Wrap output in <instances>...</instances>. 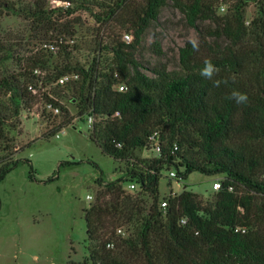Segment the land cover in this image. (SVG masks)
<instances>
[{
  "label": "trees",
  "instance_id": "obj_1",
  "mask_svg": "<svg viewBox=\"0 0 264 264\" xmlns=\"http://www.w3.org/2000/svg\"><path fill=\"white\" fill-rule=\"evenodd\" d=\"M52 1L71 7L51 9ZM99 1L0 0V14L15 10V2L19 3L20 16L41 41L73 36L79 17L71 16L78 10L90 13L103 27L113 21L128 25L133 35L130 44L112 40L107 49L113 53L115 69L108 72L99 70L95 58L84 67L71 65L66 57L62 66L49 70L53 54L40 51L25 57L17 73L0 79V182L19 162L29 164L33 172L29 160L11 158L10 136L19 124L20 111L37 102L27 89L34 80L31 69L46 70V85L74 72L79 75L72 83V98L78 103L76 118L93 115L89 138L102 154L124 161L136 150L152 151L155 143L160 147L159 155L141 166L132 163L125 178L105 184L83 211L90 264H264V204L253 198L264 195V0ZM248 1L256 3L258 13L245 27ZM168 2L183 13L190 27L198 29V22L215 23L217 34L210 37L226 40V47L210 59L217 69L212 79L201 75L204 64L198 67L196 48L190 42L179 49L182 75L172 76L165 66L151 69L154 77L141 71L135 51ZM224 2L232 4L229 14L216 17L217 5ZM95 8L101 11L94 12ZM154 45L160 56L158 41ZM67 49L65 45L55 55L67 56ZM117 84H125L127 90L115 91ZM233 91L246 95V101L237 103L231 98ZM60 107L64 120L47 137L56 136L75 118ZM171 169L178 180H186L193 172L222 175L212 207H203L197 195L183 191L168 197L166 209L157 208L161 172ZM123 183H134L137 195L152 198L145 215L138 196L127 195ZM239 189L245 194L239 195ZM135 216L141 221L140 249L133 251L130 260L125 256L132 251L130 241L125 240L117 254L115 243L113 249L106 244ZM182 219L185 224L180 223Z\"/></svg>",
  "mask_w": 264,
  "mask_h": 264
},
{
  "label": "rangeland",
  "instance_id": "obj_2",
  "mask_svg": "<svg viewBox=\"0 0 264 264\" xmlns=\"http://www.w3.org/2000/svg\"><path fill=\"white\" fill-rule=\"evenodd\" d=\"M230 5V2L218 4L216 17L223 18L229 14ZM20 7L15 2V10H2L0 14V79L17 73L25 57L40 53L37 49L41 40L30 32L28 23L19 14ZM93 11L101 10L95 8ZM257 13L256 3L248 1L245 27L257 17ZM71 17H79V20L73 25L74 35L64 39H72L73 44H68L67 56L51 55L48 69L62 66L66 57L71 65L84 67H89L95 58L100 71L114 70L113 55L107 48L112 47L113 39L121 41L123 33L133 36L128 25L119 26L113 21L103 27L95 23L94 17L85 10H78ZM197 28L190 27L183 13L168 2L160 9L157 20L146 30L135 51L141 71L154 77L151 69L165 66L172 76L182 75L184 70L179 61V49L187 42L196 48L198 67L226 47L225 39L210 37V34H217L215 23L198 22ZM155 41L159 43L160 56L156 53ZM99 44L101 52H98ZM46 89L67 110L68 116L75 118L57 133L58 137H47L48 132L61 125L65 117L63 112L57 116L46 115L41 112V103L20 111L19 124L10 131L13 139L11 158L29 160L33 172L29 164L19 162L0 182V264H90L87 260L90 244L83 211L94 203L105 184L125 178L132 163L141 166L157 156L150 150H136L131 158L124 161L105 156L89 138L91 131L86 117L76 118L78 103L72 98V84L57 87L49 83ZM169 172L174 170L161 172L157 208L162 200L167 201L168 197L183 191L197 195L203 207H212L216 194L211 189L212 181L216 178L222 181V175L206 176L193 172L186 180H178L170 178ZM121 187L132 199L138 196L139 206L144 209L142 215H145L152 198L148 194L137 195L138 188L130 189L128 183ZM240 194H245L244 189H239ZM87 196H91V200H87ZM253 198L259 205L264 204V195H254ZM140 222L135 216L119 227L120 232L115 231L112 240L116 254L125 240L132 245V251L125 254L127 258L131 260L135 255L133 251H139Z\"/></svg>",
  "mask_w": 264,
  "mask_h": 264
},
{
  "label": "built area",
  "instance_id": "obj_3",
  "mask_svg": "<svg viewBox=\"0 0 264 264\" xmlns=\"http://www.w3.org/2000/svg\"><path fill=\"white\" fill-rule=\"evenodd\" d=\"M51 9L54 8H69L71 5L69 3H61V2H56L52 1V4L49 5ZM133 40V36H131L128 33H123L121 41L124 44H130ZM68 44H73V40L70 39L69 41H66L63 37H59L57 40L51 41V40H43L39 42L38 44V49L37 51H44L48 52L50 54H56L58 53L61 48L65 45ZM98 52H101L100 50ZM111 52V50H110ZM112 53V52H111ZM113 55V53H112ZM98 62V60H97ZM99 65V63H98ZM31 76L33 77V83H29L27 86L28 91L35 97L37 100L36 103H41L42 105V113L51 114L53 116H57L59 113H62L60 105L52 98V96L49 94V92L46 89V84H45V76L46 72L39 67H35L31 69ZM116 76V75H115ZM79 80V75L77 73H67L61 77H59L53 84L57 87H64L68 84L75 83L76 81ZM114 90L117 92H125L127 90V86L125 84H117L114 86ZM86 123L88 125V128L91 130L93 123H94V117L93 115H87L86 116ZM58 137V135H56ZM177 150V147H174V151ZM152 151L156 154L159 155L160 153V147L158 143H155L154 146L152 147ZM170 178H176V173L170 172L169 173ZM134 183H129L128 188L133 189L135 188ZM211 189L214 192H217L221 189V181L216 178L212 181V186ZM87 200H91V196L86 197ZM168 202L166 200H162L160 204L161 209H166ZM181 224H185L186 220L182 219L180 221ZM120 232V230H118ZM241 232H245L244 229L241 230ZM106 247L108 249H113L114 248V242L109 241L106 244Z\"/></svg>",
  "mask_w": 264,
  "mask_h": 264
},
{
  "label": "clouds",
  "instance_id": "obj_4",
  "mask_svg": "<svg viewBox=\"0 0 264 264\" xmlns=\"http://www.w3.org/2000/svg\"><path fill=\"white\" fill-rule=\"evenodd\" d=\"M216 71L217 69L214 67V65L210 61L206 60L204 62V67L201 70V75L205 77L206 79H212ZM216 84L218 85L219 82L217 81ZM231 98L234 99L237 103H243L247 99L246 95L238 91H233L231 93Z\"/></svg>",
  "mask_w": 264,
  "mask_h": 264
}]
</instances>
